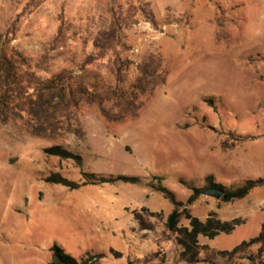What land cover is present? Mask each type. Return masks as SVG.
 I'll return each mask as SVG.
<instances>
[{
	"label": "rangeland",
	"instance_id": "rangeland-1",
	"mask_svg": "<svg viewBox=\"0 0 264 264\" xmlns=\"http://www.w3.org/2000/svg\"><path fill=\"white\" fill-rule=\"evenodd\" d=\"M115 16L121 45L86 66ZM0 49L34 79L96 93L129 87L146 59L165 70L137 116L109 121L100 99L81 102V133L37 135L21 115L0 120V264H49L54 244L76 258L103 253V264H193L166 225L174 207L158 186L186 202L189 184L204 187L208 175L224 186L264 178V0H0ZM104 103L120 110L113 97ZM54 145L81 155L83 168L47 155ZM83 171L144 183L71 190L45 180L83 182ZM189 209L240 221L201 236L196 264H264V245L232 253L264 229V186L233 202L203 194Z\"/></svg>",
	"mask_w": 264,
	"mask_h": 264
},
{
	"label": "trees",
	"instance_id": "trees-1",
	"mask_svg": "<svg viewBox=\"0 0 264 264\" xmlns=\"http://www.w3.org/2000/svg\"><path fill=\"white\" fill-rule=\"evenodd\" d=\"M121 18L114 17L110 28L104 30L94 40V51L85 61L86 66L94 61L106 58L110 52L114 53L116 47L121 45L120 27ZM6 50L0 49V120L21 115L26 119V126L37 135H54L63 131H76L81 133L80 118L75 114L81 102L94 103L100 99V110L109 121L123 119L126 115L137 116L140 96L152 92L158 85L165 82V70L157 58L146 59L139 68L135 80L125 89H120L110 94L108 91L96 93L90 89L76 90L69 79L48 78L41 80L33 78L30 69H24L25 63H18ZM19 56V54H18ZM86 67L84 66L83 69ZM121 72V70H120ZM120 74V73H119ZM99 94V95H98ZM98 97V98H97ZM115 98L120 110L112 112L105 100ZM49 156H57L62 160H74L83 168V157L62 145H54L45 149ZM83 182L72 180L61 173H54L45 180L49 184L62 185L71 190L79 189L85 185L131 183L140 185L144 180L139 176L131 175H103L91 171H83ZM206 185L197 187L189 184L192 194L186 202L178 199L176 195L164 186H158L157 190L168 199L173 210L168 215L167 227L179 235V242L185 251L183 256L189 262L196 264L203 249L200 237L215 239L221 234L232 233L240 221H223L216 213H211L206 220L194 216L189 207L194 205L203 192L208 188H221L225 191L222 201L233 202L246 198L257 187L264 186V178L248 179L240 185L224 186L215 180L214 175L205 178ZM185 216L189 220L188 226H181V218ZM140 220V217L137 216ZM143 227H145L143 225ZM264 245V229L256 237L249 241H243L232 253H236L246 247ZM52 259L49 264H103V253L87 252L81 258H76L63 247L54 244L51 248ZM256 262V260H253Z\"/></svg>",
	"mask_w": 264,
	"mask_h": 264
},
{
	"label": "water",
	"instance_id": "water-1",
	"mask_svg": "<svg viewBox=\"0 0 264 264\" xmlns=\"http://www.w3.org/2000/svg\"><path fill=\"white\" fill-rule=\"evenodd\" d=\"M203 194L214 197L216 199H222L225 191L221 188H208L203 192Z\"/></svg>",
	"mask_w": 264,
	"mask_h": 264
}]
</instances>
